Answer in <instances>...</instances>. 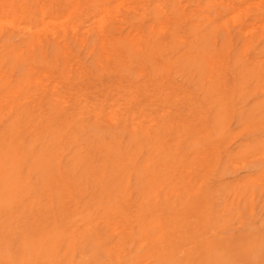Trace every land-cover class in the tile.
<instances>
[{
  "label": "rangeland",
  "instance_id": "374dc122",
  "mask_svg": "<svg viewBox=\"0 0 264 264\" xmlns=\"http://www.w3.org/2000/svg\"><path fill=\"white\" fill-rule=\"evenodd\" d=\"M0 219V264H264V0H0Z\"/></svg>",
  "mask_w": 264,
  "mask_h": 264
},
{
  "label": "bare ground",
  "instance_id": "6f19581e",
  "mask_svg": "<svg viewBox=\"0 0 264 264\" xmlns=\"http://www.w3.org/2000/svg\"><path fill=\"white\" fill-rule=\"evenodd\" d=\"M98 2H99V1H98ZM95 3H96V2H95ZM230 6H231V5H230ZM229 12H230V11H229ZM229 14H230V13H229ZM99 19H100V18H99ZM100 20H101V19H100ZM261 20H262V19H261ZM203 26H204V25H203ZM243 28H244V27H243ZM42 29H43V28H42ZM226 32H227V30H226ZM159 49H160V48H159ZM91 70H92V69H91ZM75 80H76V79H75ZM215 88H216V87H215ZM128 89H129V88H128ZM69 92H70V91H69ZM129 97H130V96H129ZM138 109H139V108H138ZM12 117H13V116H12ZM12 117H11V118H12ZM196 131H197V130H196ZM8 132H9V131H8ZM208 135H209V134H208ZM53 136H54V135H53ZM53 138H54V137H53ZM5 139H6V138H5ZM46 141H47V140H46ZM58 141H59V140H58ZM47 142H48V141H47ZM49 142H50V141H49ZM44 144H45V143H44ZM46 144H47V143H46ZM52 145H53V144H52ZM20 146H21V145H20ZM45 146H46V145H45ZM47 146H48V145H47ZM51 147H52V146H51ZM55 147H56V145H55ZM42 148H43V147H42ZM49 148H50V147H49ZM5 149H6V148H5ZM55 149H56V148H55ZM6 150H7V149H6ZM10 150H11V149H10ZM41 150H42V149H41ZM50 150H51V149H50ZM1 152H2V151H1ZM151 152H152V151H151ZM27 153H28V152H26L25 155H26ZM38 153H39V152H38ZM76 153H77V152H76ZM49 154H50V153H49ZM25 155H24V156H25ZM53 155H54V154H53ZM24 156H23V157H24ZM42 156H43V154L41 155V157H42ZM45 157H46V156H45ZM46 158H47V157H46ZM20 159H21V158H20ZM35 159H36V157H35ZM32 160H33V158H32ZM39 161H40V160H39ZM39 161H38V162H39ZM71 161H72V160H71ZM77 162H78V161H77ZM19 163H20V162H19ZM176 166H177V165H176ZM10 170H11V169H10ZM12 170H13V169H12ZM51 170H52V169H51ZM54 170H55V169H54ZM14 171H15V170H14ZM57 173H58V172H57ZM13 178H14V177H13ZM5 179H6V178H5ZM3 206H4V205H3ZM7 209H8V208H7ZM1 219H2V218H1ZM1 219H0V220H1ZM1 226H2V225H1ZM0 228H1V227H0ZM2 236H3V235H2ZM5 236H6V235H5ZM3 239H4V238H3ZM8 243H9V242H8ZM6 244H7V243H6ZM12 244H13V243H12ZM51 246H52V245H50V247H51ZM53 248H54V247H53ZM239 253H240V252H239ZM74 254H75V253H74ZM102 254H103V253H102ZM2 257H3V256H2ZM127 257H128V256H127ZM8 259H9V258H8ZM102 261H103V260H102ZM17 262H18V261H17Z\"/></svg>",
  "mask_w": 264,
  "mask_h": 264
}]
</instances>
